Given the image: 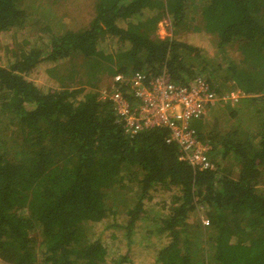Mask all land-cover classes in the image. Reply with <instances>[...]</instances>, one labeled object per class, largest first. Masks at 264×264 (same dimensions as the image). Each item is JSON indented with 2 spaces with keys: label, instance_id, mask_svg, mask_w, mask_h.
Segmentation results:
<instances>
[{
  "label": "trees",
  "instance_id": "16d2710c",
  "mask_svg": "<svg viewBox=\"0 0 264 264\" xmlns=\"http://www.w3.org/2000/svg\"><path fill=\"white\" fill-rule=\"evenodd\" d=\"M23 1L0 0V263L264 264V0H92L58 32L25 28ZM133 72L208 82L218 120L189 127L212 169L180 161L164 128L124 131L98 91Z\"/></svg>",
  "mask_w": 264,
  "mask_h": 264
},
{
  "label": "built area",
  "instance_id": "2783aa9c",
  "mask_svg": "<svg viewBox=\"0 0 264 264\" xmlns=\"http://www.w3.org/2000/svg\"><path fill=\"white\" fill-rule=\"evenodd\" d=\"M98 94L102 101H111L117 121L128 135L164 128L168 131L166 142L177 146L180 161L199 170L213 168L207 157L209 147L200 143L189 127L191 121L204 116L217 100L203 77L177 84L165 73L116 74ZM224 95L230 103L244 97L239 91Z\"/></svg>",
  "mask_w": 264,
  "mask_h": 264
},
{
  "label": "rangeland",
  "instance_id": "374dc122",
  "mask_svg": "<svg viewBox=\"0 0 264 264\" xmlns=\"http://www.w3.org/2000/svg\"><path fill=\"white\" fill-rule=\"evenodd\" d=\"M69 1L70 2L68 3H62V5L57 4L49 7L48 5H50V3L47 0H24L21 4V9L26 11L25 13L26 15L28 14L26 25H24L25 28L30 29L31 32H34L35 29L38 28L39 25L38 23L41 24L49 23L56 32H58L61 29V25L59 23L71 27L72 29L82 27L83 25L86 24V22L90 17L92 0H69ZM49 8L51 15L46 13L49 10ZM43 14H45V17L43 16ZM64 20H66L67 22L62 23ZM168 26H169L168 22L166 21H162L161 23H159L157 29V35L161 38L166 37L168 33L167 30ZM11 37L12 36L10 32L0 33V61L4 60L3 53L6 47L12 45ZM181 39L185 42H189L197 46L199 45L200 47H203L204 50L208 52L207 54L209 55L211 54L210 57L209 56L207 57L211 58L213 61L216 62H225L230 57L234 56V52L232 50H226L225 54L218 52V49L215 48V44L213 43V41L211 42L210 38L208 39L205 35H200V33H188L183 35ZM206 65H210V64L206 63ZM203 76L207 77L208 75L204 74ZM38 82L42 83L43 81H38ZM210 117L216 118L218 120L216 115H211ZM241 120L243 121V118H241ZM8 129H11V127H9ZM7 139L10 140V136ZM157 201L158 198H155L154 203H156ZM104 236L105 234L103 235V237ZM103 242L104 243L106 242L104 238H103ZM116 243L120 245L117 247H121L122 240L120 241L118 240V238H116L112 242L111 247L113 248L116 247ZM140 258L141 257L138 256L139 263L141 261Z\"/></svg>",
  "mask_w": 264,
  "mask_h": 264
},
{
  "label": "crops",
  "instance_id": "0c3cea01",
  "mask_svg": "<svg viewBox=\"0 0 264 264\" xmlns=\"http://www.w3.org/2000/svg\"><path fill=\"white\" fill-rule=\"evenodd\" d=\"M192 79V78H191ZM187 81V80H186ZM233 91H239L238 89H231V90H229L227 93H229V92H233ZM240 92V91H239ZM230 104H233V102H231ZM214 109H215V106L214 107H209L208 109H207V111H206V115L204 116L206 119L208 118V117H210L211 115H217V113L216 112H214ZM221 115V117H223L222 116V114H220ZM212 117H210V119H211Z\"/></svg>",
  "mask_w": 264,
  "mask_h": 264
}]
</instances>
